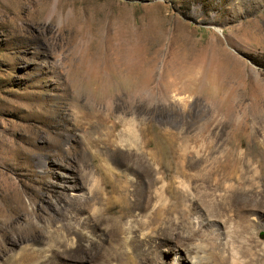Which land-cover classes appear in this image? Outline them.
<instances>
[{"label":"rangeland","instance_id":"374dc122","mask_svg":"<svg viewBox=\"0 0 264 264\" xmlns=\"http://www.w3.org/2000/svg\"><path fill=\"white\" fill-rule=\"evenodd\" d=\"M141 149L158 150L156 177L182 161L199 186L148 237ZM101 157L140 184L129 234ZM225 162L228 204L200 194ZM1 197L16 210L9 239L0 218V264H190L194 246L214 264L212 235L264 264V0H0Z\"/></svg>","mask_w":264,"mask_h":264},{"label":"bare ground","instance_id":"6f19581e","mask_svg":"<svg viewBox=\"0 0 264 264\" xmlns=\"http://www.w3.org/2000/svg\"><path fill=\"white\" fill-rule=\"evenodd\" d=\"M49 122L53 124L52 120H49ZM55 144L58 143L56 142ZM138 157L141 162L140 165L143 174L149 176V181L144 185V190L146 191L147 198L144 206H142V209L145 210L152 209V212H150L151 218H149L148 221L150 228L148 231L142 234L143 236L146 235L148 237L152 235L153 232H158L160 230L159 222H161V220H163L162 218H164L165 216L181 214L182 211L189 214L186 198H188L189 196L195 197L196 194L194 193L193 189L198 190L199 186L192 187L190 185V181L188 180H190L191 176L188 175L185 163L182 161L177 165L175 175L171 178H167L165 176L156 177V175H158L157 173L160 172L156 164H154L156 158L158 157V150L148 151L146 149H141L138 152ZM181 157L184 158L185 156L181 155ZM218 168L220 171L225 173V177L223 179L218 177L214 179L208 178L207 180L203 181L202 185L205 188V193L200 192V194L202 197H214V195H216L218 191L225 190V203L228 204L232 199L237 187L235 184L236 182L234 183V179L232 178V175L237 169V164H226L225 162L223 164H219ZM98 171H100L101 175L105 176V180L109 183V186L107 185V187L105 188L106 190H108V210H111L116 206H119L120 208L118 214H113L111 220H113L115 226L116 224L120 226V231L122 232V234H129V232H127L126 226L122 223L121 219L125 217V215L127 216L129 214H132L134 207L131 204V195L133 194V191L131 189H136V187H139L140 184H138V182L130 180H123L119 172L116 171V169L111 166L105 158L102 159V163L98 165ZM0 201H3V206L0 205V218L3 227L2 230L5 231V238L9 239V231H11L10 220L12 218V214L16 210L14 204L15 202L12 200V198L6 197H1ZM16 205L18 206V204ZM119 214H121V216H118ZM205 217L206 218L203 219L204 224L210 226L213 220L208 213H205ZM241 220V223L243 224L242 228L245 231L252 230V224L248 223V221L244 217H242ZM174 225H176V222L174 224H170L168 227L170 236L176 235L177 228ZM190 236L191 234H188V237ZM217 240H219V237H217V235H212L208 240L209 245L211 246L212 254L217 257V262H215L214 264H243L242 262L244 261L241 260L239 250L228 243L230 241L229 239L225 238L224 254H222V249L219 248ZM8 243L15 246V244L10 243V241ZM163 249L164 246L162 244L155 243L154 245H152L150 250L157 256H161ZM169 251L170 250L168 249L167 252ZM191 252V259L187 260L190 264H203V262L208 259L205 255V252H202V249L199 246H194ZM127 259L128 258L122 259L121 264H138L135 259ZM246 264H256V259L252 257L251 261L247 262Z\"/></svg>","mask_w":264,"mask_h":264}]
</instances>
